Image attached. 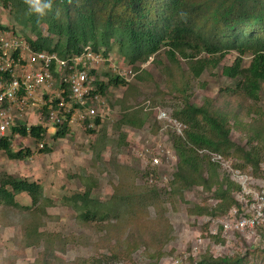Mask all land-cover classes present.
I'll return each mask as SVG.
<instances>
[{"label":"rangeland","instance_id":"obj_1","mask_svg":"<svg viewBox=\"0 0 264 264\" xmlns=\"http://www.w3.org/2000/svg\"><path fill=\"white\" fill-rule=\"evenodd\" d=\"M23 20L0 2V31L26 41L27 37L35 39ZM43 30L46 35V28ZM239 56L237 51L225 53L219 65L213 67L211 62L196 78L188 60L179 58L172 63L164 48L149 61L132 64L114 45L106 63L95 70V77L107 84V74L118 75L129 87L109 86L101 94L98 105L104 118L99 124L70 129L64 138L46 131L42 141L11 131L7 139L13 150L30 151L31 155L14 160L0 150V178L11 175L38 182L42 197L34 204L22 193L16 197L20 207L0 204V264H86L91 258L105 264H150L157 257L160 264H197L209 256L264 264V225L240 231L225 227L244 214L251 215L240 204L241 186L231 168L253 173L256 181L264 172V84L259 100L252 101L234 94L239 80L223 74V68L233 65ZM198 59L211 57L203 53ZM251 61V55L244 56L243 67H249ZM186 88L191 102L199 106L210 102L225 115L232 141L260 159L257 170L246 163L242 151L232 149L224 158L230 167L213 161L219 165L220 181L227 178L240 187L234 196L241 205L216 217L197 215L194 210L217 206V184L210 191L202 185L185 190L176 179L179 158L172 135L183 137L187 125L179 134L168 122L160 123L154 113L160 107L172 115L184 102L177 91ZM124 114L137 117L143 125L121 124ZM44 149L47 151L42 152ZM155 156L161 166L153 165ZM204 174L210 176L209 171ZM151 175L154 184L149 181ZM88 189L95 201L93 219L83 221L68 200ZM115 199L126 206L108 214L107 206Z\"/></svg>","mask_w":264,"mask_h":264},{"label":"trees","instance_id":"obj_2","mask_svg":"<svg viewBox=\"0 0 264 264\" xmlns=\"http://www.w3.org/2000/svg\"><path fill=\"white\" fill-rule=\"evenodd\" d=\"M0 2L5 8L18 13L24 19L25 27H30L35 39L27 37V41L33 51L57 53L63 58L80 54L87 46L108 57L114 45H117L121 54L132 64H137L149 61L164 48L170 62L177 63L179 58L188 60L195 77L199 78L211 62L215 67L225 53L237 51L240 56L233 65L223 68V74L239 80L234 94L252 101L260 98L264 84V0H54V9L60 13L58 18L53 14L43 18L29 14L24 0ZM203 53L211 59L196 60ZM246 55L252 57L247 68L243 67V57ZM92 74H96L95 70H92ZM107 76V84L96 82L100 94L109 86L129 87L120 76ZM187 92L188 88L177 91L184 97V102L172 114L188 127L183 137L172 135L179 158L176 179L183 186L181 189L185 190L202 185L210 191L217 184L214 193L219 200L217 206H197L194 210L197 215L216 217L241 207L234 196L240 187L227 178L219 180V165L212 161L209 153L225 158L230 156L232 149L236 153L242 151L246 163L257 170L260 159L253 151L247 152L232 141L229 120L225 115L215 111L210 102L201 106L194 104ZM100 121V118L95 120L97 124ZM121 124L141 127L143 121L124 114ZM14 132L42 141V133L46 131L42 127L32 126L28 129L23 126L14 128ZM69 132L64 128L58 131L56 138H64ZM121 140L123 142L125 139ZM0 150L14 160L23 161L31 155L30 151H14L7 138L0 139ZM205 171L210 172L209 177H205ZM152 192L155 193L154 190ZM22 193H27L35 204L42 197V186L38 182L11 175L0 178V204L3 202L7 206L20 207L16 197ZM68 201L79 212L81 220L93 219L91 208L95 201L91 198L90 189L84 194L70 197ZM122 206L126 204L115 199L111 205L108 204L107 212H121ZM131 253L129 251V256ZM243 262L244 258L232 260L209 256L203 257L197 264ZM86 264L105 263L101 259L91 258ZM150 264H160L158 257Z\"/></svg>","mask_w":264,"mask_h":264},{"label":"built area","instance_id":"obj_3","mask_svg":"<svg viewBox=\"0 0 264 264\" xmlns=\"http://www.w3.org/2000/svg\"><path fill=\"white\" fill-rule=\"evenodd\" d=\"M105 63L103 54L95 52L91 46L80 54L63 58L57 53L33 51L25 39L0 31V139L7 138L11 131L16 136L21 135L14 132V128L26 126L29 129L27 122L55 134L87 122L94 126L97 118H104V113L99 109L102 95L92 70ZM154 113L160 123L168 122L177 133L186 129L184 123L165 109L156 107ZM209 154L212 161L230 167L221 155ZM160 164V158L155 156L153 165ZM231 171L241 186L240 204L251 215L244 214L235 223H226V230L263 226L264 172L263 178L256 181L253 173L246 175L232 168ZM149 181L155 183L153 175Z\"/></svg>","mask_w":264,"mask_h":264},{"label":"clouds","instance_id":"obj_4","mask_svg":"<svg viewBox=\"0 0 264 264\" xmlns=\"http://www.w3.org/2000/svg\"><path fill=\"white\" fill-rule=\"evenodd\" d=\"M27 5L29 14H34L38 18L46 17L49 14L55 15L57 18L60 13L58 9H54V0H24Z\"/></svg>","mask_w":264,"mask_h":264}]
</instances>
